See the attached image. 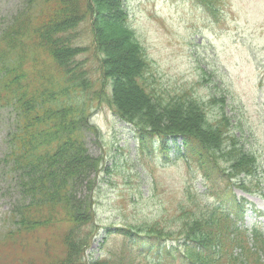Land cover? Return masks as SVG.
Here are the masks:
<instances>
[{
	"label": "rangeland",
	"instance_id": "rangeland-1",
	"mask_svg": "<svg viewBox=\"0 0 264 264\" xmlns=\"http://www.w3.org/2000/svg\"><path fill=\"white\" fill-rule=\"evenodd\" d=\"M99 1L107 8L102 9L99 4L97 7ZM94 2V16L102 10L107 15L128 18L131 32L146 52L148 92L154 91L164 101L172 100V104L197 102L207 120L198 126L189 118V128L198 130V135L209 136L208 119L215 126L221 119V130L229 133L226 143L232 137L238 140L241 149L253 154L259 166L255 177L239 176L231 181L228 172L222 173L220 179L204 177L197 160L185 150L182 136L176 134L180 132L176 124L160 127L173 133H167L166 143L157 133H152L151 142L141 145V135L123 122L108 102L110 88L98 70L101 56L94 57V46L91 52L89 17L77 30L80 34L77 41L83 51L76 60L85 72L82 76L77 74V78L94 84L101 81L93 90L97 93L101 87L103 97L102 101L91 104L87 120L94 131L86 133L84 138L89 153L100 158L101 163L90 197L95 236L85 250L82 264L109 258L112 253L120 252L124 243L132 250L124 249L132 255L131 262L126 260L125 264H182L179 260L182 253L187 255L192 251L183 245L186 235L192 231L207 232L204 225L195 228L193 221L205 216L202 211L207 208L221 210L223 216L227 211L233 214L236 201L248 204L247 209L242 208L240 227L264 230V0ZM208 3L214 4L212 14L204 6ZM27 5L28 0H0V30ZM97 27L103 30V40L109 42L112 50L109 72L114 68L115 73L121 71L124 76L130 73L131 57L119 52L121 45L115 52L118 44L108 39L114 28L105 29L102 24ZM77 92L87 100L93 97L92 87L89 91L79 88ZM131 97L124 93L120 99L124 102ZM10 126L9 116L3 112L0 114V239L10 233L12 237L0 242L4 244L0 247V264H61L65 260L61 253L64 225L39 229L35 236L8 232L16 229L13 208L23 204L1 163ZM227 160L219 155L221 170L229 167ZM234 183L247 185L254 194L231 188ZM80 194L90 195L84 188ZM123 226L139 227L154 237L143 236L141 241L125 239L117 231ZM205 234L202 235L206 237Z\"/></svg>",
	"mask_w": 264,
	"mask_h": 264
},
{
	"label": "trees",
	"instance_id": "trees-1",
	"mask_svg": "<svg viewBox=\"0 0 264 264\" xmlns=\"http://www.w3.org/2000/svg\"><path fill=\"white\" fill-rule=\"evenodd\" d=\"M98 4L102 9L107 8L100 1L97 7ZM204 6L209 13H214V4ZM22 10L0 30V114L9 116L11 123L1 163L19 193V201L23 202L21 207L13 208L16 229L8 232L35 236L39 229L64 225L61 253L65 260L61 264H82L85 250L95 236L90 197L101 160L89 153L84 138L86 133L94 131L87 120L91 104L102 101L103 96L101 87L97 93L93 90L101 81L94 84L77 78V74L82 76L85 72L76 60L83 51L77 41L78 26L87 23L89 17L92 19L91 52L94 46V57L101 56L98 70L110 88L108 102L121 120L141 135V145L151 142L152 133H157L166 143L168 132L160 127L176 124L180 129L176 134L182 136L185 150L197 160L204 177L220 179L226 172L231 181L239 176L255 177L257 159L244 152L233 137L226 143L229 133L221 130V119L216 126L208 119L211 134L198 135V130L188 126L190 120L198 126L207 120L197 102L172 104V100L164 101L154 91L148 92L146 52L131 32L128 18L107 15L102 10L94 16V0H28ZM101 24L105 29L114 28L108 39L118 44L115 52L121 45L119 52L131 57L130 73L125 76L121 71L115 73L114 68L109 72L112 50L109 42L103 40V30L97 27ZM91 87V100L77 92L79 88L89 91ZM124 93L133 98L121 102ZM219 155L228 158V168L221 170ZM235 187L254 193L243 183H234ZM83 188L90 195L82 196ZM202 212L205 216L193 223L195 228L204 225L207 232L192 231L186 235L183 245L192 251L187 255L182 253L180 259L185 264H264L263 232L244 231L237 226L235 215L226 211L224 216L223 211L213 208ZM117 231L125 239L141 241L143 236L154 237L135 226H123ZM9 237L12 233L0 242ZM124 249L131 250L128 243H124L120 252L90 264H125L126 260H132V255Z\"/></svg>",
	"mask_w": 264,
	"mask_h": 264
}]
</instances>
